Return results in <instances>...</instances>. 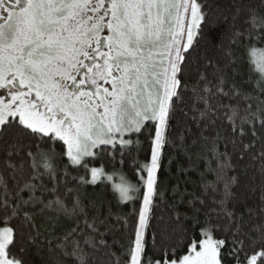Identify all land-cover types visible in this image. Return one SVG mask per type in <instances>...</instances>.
Segmentation results:
<instances>
[{"label":"snow or ice","instance_id":"6c2138e0","mask_svg":"<svg viewBox=\"0 0 264 264\" xmlns=\"http://www.w3.org/2000/svg\"><path fill=\"white\" fill-rule=\"evenodd\" d=\"M0 264H264V0H0Z\"/></svg>","mask_w":264,"mask_h":264},{"label":"trees","instance_id":"16d2710c","mask_svg":"<svg viewBox=\"0 0 264 264\" xmlns=\"http://www.w3.org/2000/svg\"><path fill=\"white\" fill-rule=\"evenodd\" d=\"M125 172H126V174L128 175V178H129L130 180H133L131 174L127 172V169H125ZM173 175H175V174H173ZM163 179L165 180V182H167V180H168L169 178H168V177H164ZM133 182H134V180H133ZM157 212H158V214L163 213V214L165 215V217H167V212L165 211V209H164L162 206H161L160 208L157 209ZM153 223H155V221H154Z\"/></svg>","mask_w":264,"mask_h":264}]
</instances>
